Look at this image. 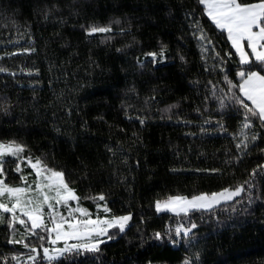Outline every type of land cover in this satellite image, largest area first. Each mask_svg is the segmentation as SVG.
<instances>
[{"label":"trees","instance_id":"1","mask_svg":"<svg viewBox=\"0 0 264 264\" xmlns=\"http://www.w3.org/2000/svg\"><path fill=\"white\" fill-rule=\"evenodd\" d=\"M109 22L110 33L86 31ZM197 22L212 42L206 51L200 33L194 35ZM161 46L164 57L154 63L146 54ZM216 53L238 84L239 58L199 0H0V98L11 100L8 112L0 110V140L23 143L24 156L64 171L89 211L104 214L91 199L103 193L113 215L132 213L125 232L116 231L98 254L72 253L60 264H182L195 251L200 264H264V174L251 181V205L245 191L234 198L239 211L228 201L191 215L200 238L193 247L154 237L187 224L157 213V199L234 188L264 164L258 119L248 130L257 136L248 154L236 149L244 139L243 110L230 101L222 109L216 99L227 91L224 74L213 71ZM15 167L16 158L6 157V183L20 184L21 174L34 178L26 162L22 173ZM11 237L3 218L0 257L8 260L0 264H15L11 253L28 252L9 244Z\"/></svg>","mask_w":264,"mask_h":264},{"label":"snow or ice","instance_id":"2","mask_svg":"<svg viewBox=\"0 0 264 264\" xmlns=\"http://www.w3.org/2000/svg\"><path fill=\"white\" fill-rule=\"evenodd\" d=\"M199 3L204 6V11L215 27L226 31L227 39L239 56L235 68V75L239 78L238 84H234L229 78L228 73L232 72L233 68L231 65L226 67L227 61L219 53H216L219 64L213 65V71L218 69L224 74L223 84L227 87V91L222 96L216 97L220 107L223 109L225 101H230L231 106L235 107L237 112L243 110L241 134L244 135V139L239 140L236 149L241 156L247 155L250 143L257 140L255 134L248 136V130L253 125V118L258 119L260 124L264 125V0H255L251 3L242 2V0H199ZM116 24L119 25L120 21L116 20ZM86 31L89 34L110 33L112 25L109 22L105 26H89ZM119 31L123 33L124 29L121 28ZM196 32L200 33L198 42L202 44L203 50H208L212 42L204 34L198 22L194 35ZM245 43L251 50V55L246 50ZM165 49L166 46H161L159 53L151 52L146 56L151 57L155 63L158 55L164 57ZM23 51L32 52L34 49L26 48ZM232 55L231 52L227 53L229 57ZM3 71L5 69L0 68V72ZM209 83L212 82L209 81ZM218 83L220 81H217ZM217 84H212L214 97ZM234 89L238 90L239 94H236ZM10 107V98L6 96L0 98V110L8 112ZM140 123L143 124L144 120L141 119ZM217 126L224 131V126L219 121ZM233 138H236V134ZM26 147L25 144L16 140H0V220H3L5 213L11 214L7 226L12 230L13 235L8 243L19 244L28 249L27 253L13 252L10 254L15 264H60L63 258L69 257L72 253L95 255L101 251L102 244L113 239L112 232H125L132 218L131 212L124 215H113L103 193H100L98 197H91L96 201V208L103 210V215L94 214L80 206L81 198L77 196L75 189L69 186L64 171L48 167L40 157L24 156ZM261 151L264 152V149ZM8 155L16 158L15 172L22 173L21 162L26 160L34 170L36 179L32 183H27V177L21 174V180L25 182L22 186H12L6 183L4 164ZM236 159L239 160L240 157ZM211 171L218 172L219 170ZM259 174H264V164H258L256 168H253L250 179L234 188L225 187L218 192H200L191 196L170 195L164 200L157 199L155 201L157 213L170 211L182 221L186 219L187 224L177 222L174 229L168 227L164 234L157 231L154 237L162 240L167 236L173 245L183 242L189 248L193 247L200 238L195 231L198 226L192 221L191 215L198 211L213 212L216 206H222L228 201H233L230 205L232 212L239 211L236 205L241 204V200H234V198L245 191H247V203L251 205L254 188L251 181L255 175ZM70 201H76V206L73 207ZM61 207L67 208V213L61 212ZM17 222L25 229L20 239L15 238ZM31 237H36V241H32ZM177 237L180 239L177 240ZM37 243L42 248V256L38 251ZM45 243L48 246H45ZM199 257L200 252L195 251L191 256H186L182 264H200ZM0 259L7 261L8 256L0 257Z\"/></svg>","mask_w":264,"mask_h":264},{"label":"rangeland","instance_id":"3","mask_svg":"<svg viewBox=\"0 0 264 264\" xmlns=\"http://www.w3.org/2000/svg\"><path fill=\"white\" fill-rule=\"evenodd\" d=\"M225 33H226V31H225ZM226 35H227V33H226ZM231 43V42H230ZM245 48H246V50L249 52V54L251 55V50L250 49H248L247 48V45H246V43H245ZM235 50V49H234ZM237 56H238V54H237ZM238 58H239V56H238ZM7 157H11L10 155H8ZM12 158H15V157H12ZM23 162H26L27 163V161L25 160V161H23ZM30 166V165H29ZM31 167V166H30ZM33 170V169H32ZM33 172H34V170H33ZM35 173V172H34ZM36 179V176H34V178H32V180H29V179H27V183H32V181H34ZM25 182L24 181H21V183L20 184H18V185H12V186H22L23 184H24ZM11 185V184H10ZM218 192V191H217ZM7 202V201H6ZM70 203L72 204V206L73 207H75L76 206V201H70ZM102 210V209H101ZM60 211L61 212H64V213H67V208H63V207H61L60 208ZM91 212V211H90ZM162 212H170V211H162ZM45 213H47V209H45ZM92 213H94V214H98L97 212L95 213V212H92ZM100 215H103V214H100ZM10 216H11V214L10 213H5L4 214V219H6V221L8 222V219L10 218ZM29 224H30V222H29ZM16 232H15V238L16 239H20L21 238V233H23L24 231H25V229H24V227L23 226H21V225H19V223L17 222L16 223ZM111 231V230H110ZM116 231H114V232H112V235L115 233ZM11 235H13V232H12V230H11ZM32 241H36V237H31L30 238ZM45 246H48L47 245V243H45ZM61 246H62V242H61ZM39 247V244L37 243V248ZM38 251L42 254V248H38Z\"/></svg>","mask_w":264,"mask_h":264}]
</instances>
